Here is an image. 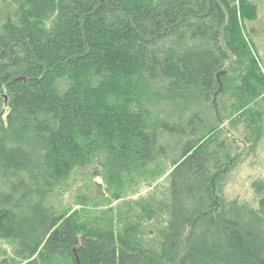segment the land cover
I'll use <instances>...</instances> for the list:
<instances>
[{"label":"trees","instance_id":"trees-1","mask_svg":"<svg viewBox=\"0 0 264 264\" xmlns=\"http://www.w3.org/2000/svg\"><path fill=\"white\" fill-rule=\"evenodd\" d=\"M256 9L0 0V258L7 244L15 264H264V179L257 204L223 195L226 122L263 139L241 52Z\"/></svg>","mask_w":264,"mask_h":264},{"label":"rangeland","instance_id":"rangeland-1","mask_svg":"<svg viewBox=\"0 0 264 264\" xmlns=\"http://www.w3.org/2000/svg\"><path fill=\"white\" fill-rule=\"evenodd\" d=\"M251 4H255L257 9V18L252 21L244 20L240 18V12H238L239 18L241 20V25L243 28V34L246 42L249 41L248 50H240L243 54L249 55V58L253 60L255 64V72L260 79L264 80V0H249ZM236 5L239 4V0H234ZM248 56L243 55L244 69L240 71L241 73L245 71L250 63ZM228 66L230 62L226 63ZM236 74V71L232 73ZM257 78L254 77V80ZM260 79L256 80L257 86L260 89L255 91V100L252 102L253 110L264 107V83H260ZM264 82V81H263ZM256 90V88L254 89ZM226 97V102L230 103L235 100L234 97ZM230 100H229V99ZM260 103L257 107V104ZM256 111V110H255ZM257 112V111H256ZM257 112L260 117H256L259 123V127L263 132V139H260L258 143H254V138L256 134L254 133V128L247 126L248 119L246 116L243 117L242 123L235 125L232 121L226 122L224 126L225 130H229V133L224 135V138L229 140L231 150H233L237 156L232 158V161L228 163V169H230L224 176V187L223 195L226 199L238 198L240 200L247 201L251 204H257L258 198L255 195V191L252 187L254 180L264 179V109L262 113ZM263 119L262 122H259ZM230 165V167H229ZM166 175L160 178L155 184H164L167 181ZM97 179L100 180L99 177ZM162 186V185H159ZM148 188H141L138 192L127 196L126 198H136L140 194H144ZM147 190V191H148ZM125 200V199H123ZM69 203L70 200L68 199ZM5 255L0 258V264H15L13 262V257L10 255V248L7 244H4ZM5 258V259H3Z\"/></svg>","mask_w":264,"mask_h":264}]
</instances>
